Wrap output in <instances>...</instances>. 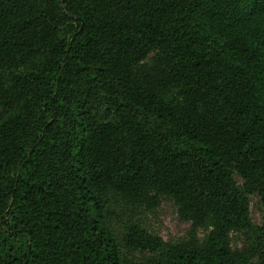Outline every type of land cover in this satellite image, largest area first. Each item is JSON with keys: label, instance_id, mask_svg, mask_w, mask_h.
<instances>
[{"label": "trees", "instance_id": "16d2710c", "mask_svg": "<svg viewBox=\"0 0 264 264\" xmlns=\"http://www.w3.org/2000/svg\"><path fill=\"white\" fill-rule=\"evenodd\" d=\"M106 192L207 238L118 235ZM253 192L264 211V0H0V264H264Z\"/></svg>", "mask_w": 264, "mask_h": 264}, {"label": "rangeland", "instance_id": "374dc122", "mask_svg": "<svg viewBox=\"0 0 264 264\" xmlns=\"http://www.w3.org/2000/svg\"><path fill=\"white\" fill-rule=\"evenodd\" d=\"M156 51L148 53L142 61L143 64H149ZM237 183L242 184L243 179L235 175ZM105 200V215L108 223L114 231L121 235L125 225L135 223L145 229L151 235L160 237L169 244H180L188 239H194L199 245L203 244L209 233L210 227H193L190 222L182 221L178 218L176 206L173 201L167 197H162L159 204L152 209L144 207H129L117 195L106 192L103 196ZM249 214L251 221L255 225H262L264 221V211L259 196L256 192L248 195ZM230 236V246L233 251L247 252L248 261L256 260V257L250 259V245L252 236L245 230L232 231Z\"/></svg>", "mask_w": 264, "mask_h": 264}]
</instances>
